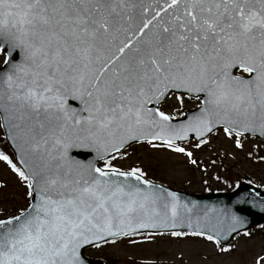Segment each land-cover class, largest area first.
I'll return each mask as SVG.
<instances>
[{"label":"snow or ice","instance_id":"1","mask_svg":"<svg viewBox=\"0 0 264 264\" xmlns=\"http://www.w3.org/2000/svg\"><path fill=\"white\" fill-rule=\"evenodd\" d=\"M17 50L0 73V116L19 166L4 153L0 162L30 202L0 217V264H84L85 246L159 230L216 244L239 235L235 212L194 219L195 205L115 161L147 143L196 165L180 142L194 136L201 149L218 129L237 149L244 135L264 140V0H0V51L11 62ZM170 94L199 106L174 122L162 110ZM73 148L93 156L78 161Z\"/></svg>","mask_w":264,"mask_h":264},{"label":"rangeland","instance_id":"2","mask_svg":"<svg viewBox=\"0 0 264 264\" xmlns=\"http://www.w3.org/2000/svg\"><path fill=\"white\" fill-rule=\"evenodd\" d=\"M3 59L4 54L0 51V63ZM198 104L197 98L185 95L181 104L170 94L163 102L162 110L177 115ZM1 137L0 126V140ZM208 139L210 143L201 149L191 147L195 141L181 144L193 152V158L198 162L196 165L191 164L183 154L164 148L154 149L147 143L129 147L126 150L128 155L115 163L124 169L139 166L146 177L191 193L228 190L242 177L264 187V162L256 157V152L260 153L259 156L264 155V143L261 140L242 136L243 146L237 149L234 139L225 136L222 129ZM249 152L253 153L252 157H249ZM0 183L7 184L6 188H0V217L28 204L26 189L2 162ZM247 232L249 235L245 236L243 232L223 247L228 248L227 252L220 251L222 248L216 243L202 237L158 234L134 236L131 239L135 243L127 239L109 242L90 249L88 255L115 260L119 264H255L258 256H264V229L253 227Z\"/></svg>","mask_w":264,"mask_h":264},{"label":"water","instance_id":"3","mask_svg":"<svg viewBox=\"0 0 264 264\" xmlns=\"http://www.w3.org/2000/svg\"><path fill=\"white\" fill-rule=\"evenodd\" d=\"M20 60H21V54L17 50L16 52H14L13 60L11 62L4 61L3 65L0 66V73H7L9 69L12 67V64L19 62ZM235 71L233 74L238 75L235 73ZM247 76L248 74L245 75V78H247ZM3 87H4L3 84L0 83V88H3ZM65 103L68 106V108L71 110L79 111V109L82 107L78 99L72 98L71 92H69V94L67 95ZM197 108L187 110L185 112L191 114L195 112ZM0 113H2V109H0ZM184 118L185 117L177 118V121H174V122H178L179 120H182ZM1 122L4 128L5 138L9 146L13 150L15 154V158L19 164V160L16 155L15 146L13 142L8 138V135H7L8 128L4 126V121H3L2 116H1ZM191 138L195 139L194 136H191ZM70 155H72L73 158L78 161L86 162L92 158L93 153L90 150L73 148V149H70ZM169 190L175 191L178 194V196L181 198V201L183 203L188 204L190 207L195 205L194 217H193L194 219L196 215L203 217L204 213L207 212L209 208H215L218 210L226 209L230 212H235L241 218V221H242V224L239 230L246 229L253 224L264 223V210H261V205L259 203L260 198L255 195L256 192H260L261 197H264V191L258 189L254 185L244 183V184H239L235 190L229 193H207V194H202V195L190 194L184 191L174 190L171 188H169ZM237 201H244V202L238 203ZM209 216H211L214 219L215 213H209ZM224 227L227 228V223H225ZM180 230H189V229L186 226H182ZM229 239L230 238L222 237L221 242L225 243ZM83 248L81 249V257L84 260V264H100L99 261L86 258L83 255Z\"/></svg>","mask_w":264,"mask_h":264},{"label":"trees","instance_id":"4","mask_svg":"<svg viewBox=\"0 0 264 264\" xmlns=\"http://www.w3.org/2000/svg\"><path fill=\"white\" fill-rule=\"evenodd\" d=\"M2 143H4V142L2 141ZM3 145L5 146V143H4ZM5 147H6V146H5ZM5 147H4V148H5ZM6 148H7V147H6ZM6 148H5V149H6ZM8 152H9V154H11L9 150H8Z\"/></svg>","mask_w":264,"mask_h":264}]
</instances>
